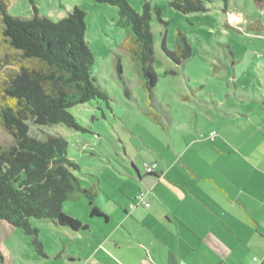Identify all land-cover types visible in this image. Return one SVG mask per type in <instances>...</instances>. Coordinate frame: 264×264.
<instances>
[{"label": "rangeland", "instance_id": "1", "mask_svg": "<svg viewBox=\"0 0 264 264\" xmlns=\"http://www.w3.org/2000/svg\"><path fill=\"white\" fill-rule=\"evenodd\" d=\"M145 1L159 6L162 20L153 15L149 23L153 42L151 68L156 75L149 100L136 68L122 48L125 32L116 25L117 7L93 0H33L41 13L54 19L69 13L74 5L85 12V41L95 58L93 75L108 93L110 109L103 100L69 108L83 131L61 124L43 126L27 122L28 132L35 138L57 133L67 140L68 155L81 168L75 173L84 180L81 185L89 187L97 183L98 203L114 224L119 221L123 206L131 211L135 197L148 194L147 189L136 187L127 177L131 165L143 176L144 164H158V157L151 150L159 144L156 134L159 127L151 124L145 111L157 115L162 112L164 124L173 117L179 122L192 119L191 125H199L208 118L229 122L226 115H218L226 109L242 111L263 105L258 95L264 96V63L261 62H264V0H228L226 6L222 0H208L206 12L186 14L170 7L169 0H127L138 12ZM7 5L10 14H30L29 0H8ZM176 31L184 34L192 50L191 56L181 64L174 63L166 54V50L175 47ZM5 57L11 60L13 55L0 42V64ZM116 60L120 61L127 95L122 81L116 77ZM14 67L10 62L0 66V77ZM165 127L173 131L175 128L167 124ZM0 142H11V137L1 128ZM197 144L204 149L203 144ZM205 162L213 163L215 159L206 157ZM80 203V200L67 202L63 210L81 214L75 212L80 210L77 208ZM31 224L38 229L42 254L31 244V236L0 220V253L4 264H85V251L78 250L63 227L35 219H31ZM110 230L92 231L81 238L92 244L100 242L98 248L113 252L112 239L107 237ZM59 237L68 238L71 251L67 254L71 256L59 254L50 258L53 243ZM78 253L83 254L82 261H69L78 258ZM100 255L101 251L97 253Z\"/></svg>", "mask_w": 264, "mask_h": 264}, {"label": "trees", "instance_id": "2", "mask_svg": "<svg viewBox=\"0 0 264 264\" xmlns=\"http://www.w3.org/2000/svg\"><path fill=\"white\" fill-rule=\"evenodd\" d=\"M93 1L117 7L116 25L125 32L122 48L136 68L149 100L156 82L151 68L149 23L153 15L162 21L159 6L145 1L138 12L127 0ZM207 1L169 0L168 4L186 14L206 12ZM222 1L226 6L228 0ZM29 3V16H21L10 14L8 0H0V42L13 55L11 60L5 57L0 66L8 62L15 66L0 77V128L11 137V142H0V220L31 236V244L42 254L38 229L31 219L84 231L87 226L63 210L65 203L81 199L90 216L104 215L95 204L97 183L81 185L75 174L81 168L69 157L67 140L57 133L35 138L29 134L27 122L61 124L83 131L69 108L91 100H103L109 109L110 105L108 93L93 75L95 58L85 41V12L74 5L69 13L54 19L41 13L33 0ZM174 40V49L166 50V54L181 64L192 50L182 32L176 31ZM115 70L127 95L119 60ZM145 114L157 122L154 113ZM153 172L145 171L147 175ZM0 264H4L1 253Z\"/></svg>", "mask_w": 264, "mask_h": 264}, {"label": "crops", "instance_id": "3", "mask_svg": "<svg viewBox=\"0 0 264 264\" xmlns=\"http://www.w3.org/2000/svg\"><path fill=\"white\" fill-rule=\"evenodd\" d=\"M258 97L264 105V96ZM263 105V109L258 106L242 111L226 109L218 115H226L229 122L208 118L200 126L191 125L192 119L179 122L170 117L165 124L175 127L174 131L161 122L162 112L155 114L157 122L151 124L159 127L156 129L159 144L158 149H149L158 157L156 169L153 175L141 176L131 165L127 173L136 187L147 189L144 199L149 205H136L131 211L123 206L120 219L114 224L98 203L99 191L95 204L104 217L90 216L86 202L80 200L82 203L77 207L80 210L75 212L81 211V214H68L87 229L75 231L61 227L86 255L83 260V254L78 253V258L69 261L259 264L253 258L264 256ZM212 130L216 132L213 140L200 137ZM197 143L203 144L204 149ZM206 157H212L215 162L207 164ZM108 229L112 231L107 237L112 239L113 252L98 248L100 242L92 244L81 238L92 231L107 232ZM68 238L59 237L54 241L50 258L59 254L71 256L67 254L71 251ZM99 251L101 255L97 256Z\"/></svg>", "mask_w": 264, "mask_h": 264}, {"label": "built area", "instance_id": "4", "mask_svg": "<svg viewBox=\"0 0 264 264\" xmlns=\"http://www.w3.org/2000/svg\"><path fill=\"white\" fill-rule=\"evenodd\" d=\"M215 135H216V132L212 130V131H209L206 136H203V134H200V137L203 139L213 140ZM156 166H157L156 163H153L151 165L144 164V169L146 172L150 173L156 169ZM144 198H145L144 194L140 193L138 196L135 197V200L130 204V207L133 208L136 205H142L144 207H147L149 203L146 202ZM253 259L259 264L264 263V256L261 259H258L257 257H254Z\"/></svg>", "mask_w": 264, "mask_h": 264}]
</instances>
